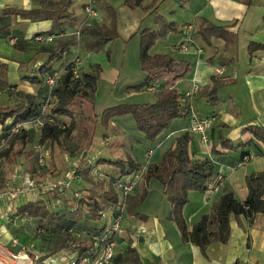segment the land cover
I'll use <instances>...</instances> for the list:
<instances>
[{"label":"crops","instance_id":"obj_1","mask_svg":"<svg viewBox=\"0 0 264 264\" xmlns=\"http://www.w3.org/2000/svg\"><path fill=\"white\" fill-rule=\"evenodd\" d=\"M76 1L73 0L74 4L69 8L75 21L64 29L73 30L84 21L82 8L80 7V13L76 11ZM121 1L124 4V0ZM150 2L151 0H145L142 8L126 11L134 17L138 14L133 28L128 26L121 30V27L117 28L116 23L118 37L107 43L105 47L97 51L85 50L83 47L82 49L80 46L77 47V42L63 53L65 55H62L60 60L52 62L48 61L49 54H39L37 50L41 46H53L55 43L39 45L34 41L35 35L57 33L52 21L32 23L17 17L11 22L9 34L4 35L0 32V62L7 65L6 84H0L2 86L0 109L16 105L20 94L30 95L37 104L41 102L45 96V89L41 84L32 85L23 79L39 76L34 72L42 66L51 69L63 68L78 54L80 57L89 58L82 64L81 72L89 73L96 67H100L101 70L94 99L92 101L81 99L84 103L80 101L81 104L77 106L78 113H82L80 108L88 105L90 112L81 118L83 121L87 120L86 124L90 122L89 119H92L94 125L96 124L95 127L93 125V128H96L93 129V134L91 132L85 142L83 139L86 130L77 127L78 115L76 116L73 111L75 129L70 137L60 139V145L67 150L65 151L67 154L61 152L56 144L53 145L54 143L39 144L42 120L27 121L20 123V133L14 138L12 152L0 163V187L13 176V182L18 184L25 177H20L25 173L17 171L21 167L27 171V177L44 185L60 178L69 179L68 175L72 167L77 164H89L90 167V175L83 176L77 173L68 188L62 187L46 192L42 196L26 194L14 202L5 200L0 202V244L14 253L21 252L17 264H69L81 251L65 249L49 254L48 250L54 244L59 229H50L45 222L18 213V209L23 205L38 202L57 213L61 217V224L68 227L69 231L73 230L76 237L89 242V248L85 251L90 258L89 264H97L102 257L103 243H97L91 237L100 235L104 229L111 226L115 207H105L100 213L99 220H91L87 215L89 212L84 201L92 197L100 203V198L95 195L100 191L99 182L105 183V186L110 188V182L124 179L120 178L119 171L115 167L104 164L102 160H124L127 157L138 162L141 168L134 173L138 179L136 187L140 188L135 187L133 193L126 198V205H129L134 197L139 199L144 194L136 212L146 216L147 219L140 221L129 216L125 209L119 230L112 236L114 257L110 264H264V216L258 214L251 224L243 216L231 217L228 242L225 245L210 244L205 258L193 244L182 243L176 226L167 221L170 205L166 202L160 185L154 181L148 185L142 182V175L147 165L158 163L163 153L174 147L177 137L183 133L189 134L188 119L192 114L211 118L212 128L208 132L206 143H201L198 137L189 134L191 141L188 144V155L192 160H210L214 171L206 192L189 194V200L183 208L187 228L190 230L201 216L208 215L212 206L225 193L231 192L240 202L246 199L245 178L252 173L264 171V144L245 131L249 126L264 130V50L248 52L250 43H264V19H262L264 0H250V5H247L245 0H184L182 7H179L185 15L181 25L173 20L175 18L168 16L175 15L174 9L178 5L174 0H158L154 7L148 9ZM168 3L171 7L166 9ZM104 4L110 6L111 3L109 0H104ZM163 6L164 9L162 8L161 11ZM37 7V0H0V11L6 8L30 11ZM73 8L75 11H72ZM153 10L156 11L152 14L153 17L149 16ZM165 12L169 13L164 15L163 19L169 24L167 28L160 27L157 23L159 16H163ZM147 19L149 21H146ZM183 25L192 27V43L187 53H174V46L181 39ZM210 26H228L233 38L232 44L226 45L221 39H211L209 45L205 44L198 31L200 27ZM162 28L164 31H161ZM142 29H150L158 34L149 55H167L175 61H182L187 65L188 73L174 81L172 74L164 71L150 75L141 72L139 39H135L133 43V46L136 45L135 52L128 49V45L130 40L138 38ZM83 35L79 40L84 37ZM6 37H15L19 40L16 45L11 46L6 42ZM120 39L125 41L124 49L117 45ZM198 50L201 51L200 54ZM117 53L120 54V58L118 56L116 58ZM129 69L135 70L134 75L124 76L123 72ZM217 69L222 70V73H217ZM215 75L221 79V86L217 91L219 101L212 106L208 104L207 93L211 87V79ZM102 77H106L107 80ZM148 77L154 78L161 89L172 86L182 97L193 83H197L198 93L185 102L190 110L189 115L186 118L173 120L170 126L152 142L144 139L129 117L111 121L107 129H100L101 135L98 136L100 123L97 122L96 116L104 108L124 102H154V94L139 91L143 85L137 90L131 87L141 85ZM135 81L140 82L130 84ZM117 89L120 92H116ZM98 98L103 102L104 98L108 100L97 106ZM73 99L71 97L66 108L70 112ZM109 102L111 104H106ZM57 118L62 120L60 122L63 126H68L70 123L67 117ZM7 123L10 124L11 121ZM3 134L0 126V137ZM102 137L107 143L102 152L98 153L97 159L84 158L86 150L92 149V143ZM220 139L228 141L233 146L244 145V147L225 148ZM149 149L153 150V154L146 159L145 152ZM38 151L45 157V169L38 165L37 157H42L37 155ZM247 153L251 158L241 163L242 155ZM81 155L83 159L79 158ZM79 168H82V165ZM97 171L102 174H97ZM97 183L99 185H96ZM212 184L218 186L217 191L211 188ZM106 191L108 189L99 193ZM4 212L8 214L9 220L1 219V214ZM37 228L42 229L43 233L35 236L33 231ZM129 247L135 249L137 255L135 259L134 256L127 255ZM34 256H38V260H34Z\"/></svg>","mask_w":264,"mask_h":264},{"label":"trees","instance_id":"obj_2","mask_svg":"<svg viewBox=\"0 0 264 264\" xmlns=\"http://www.w3.org/2000/svg\"><path fill=\"white\" fill-rule=\"evenodd\" d=\"M72 1L37 0L38 7L30 11H20L11 8L3 9L0 11V32L4 35L9 34L11 22L19 17L32 23L52 21L53 28L57 30L56 34H59L64 30L65 26H71L75 21L73 13L69 11ZM144 1L124 0V6L130 10H136L142 8ZM157 1L151 0L148 9L154 7ZM245 1L247 5L251 4L250 0ZM103 6L108 13L109 22L107 25L100 26L93 23V25L83 28V34L86 39L83 40L82 47L85 50L97 51L118 37L115 11L108 4ZM228 28V26L200 27L198 32L203 42L207 45H209L211 39H221L226 45H231L233 38ZM157 38L158 34L156 31L142 29L139 32L140 71L148 75L161 71L171 73L174 81L182 78L188 73V67L184 62L175 61L167 55H149V51L155 45ZM16 39L17 41L19 40L18 38ZM54 43L55 45L53 46H41L37 53L49 54V62L60 60L63 53L70 46L76 44L77 41L74 36H66L58 38ZM257 50H264V43H250L248 45L249 53ZM49 69L42 66L34 72V74L39 76L26 77L23 80L32 85L41 84L43 74ZM100 72V67H96L92 72L83 73L80 81H70L72 76L71 66L69 65L65 68L60 83L55 89L56 103L46 118H52L53 121L48 122L45 119L40 128V145L45 142H51L60 146L61 138L71 136L75 129V121L72 112L66 108L72 97V92L77 94L80 91L83 95L82 98L92 101L95 96ZM1 75H3L2 79ZM153 79L151 77L145 78L141 85L133 86L132 89L137 90L142 85L144 86L154 81ZM210 83L211 87L207 93V98L208 104L213 106L219 101L217 91L221 86V79L218 78V75H215ZM0 84H6V65L1 63ZM154 95L155 100L151 103L124 102L106 107L97 114V122L107 129L109 123L116 118L130 117L136 130L143 135L145 140L155 141L170 126L173 120L186 118L190 110L183 101L182 95L174 90L172 86L160 88ZM39 105L40 103L37 104L30 95L20 94L16 105L2 107L0 109V126L3 133H9L10 129L17 124L39 118ZM59 116L69 118V125H61L56 119ZM9 120L11 121L10 124L7 123ZM245 131L264 144V130L249 126ZM19 133L20 131L10 138L8 147L0 153V159L11 154L14 138ZM220 140L225 148L238 149L244 147V145L233 146L224 139ZM190 141L191 137L187 133L177 137L174 141V147L167 149L158 163L147 165L142 175V182L148 185V183L154 181L160 185L162 194L170 205L167 221L172 222L176 226L182 243L193 244L199 249L201 255L207 258L206 250L210 244L219 243L225 245L228 242L231 217L239 218L243 216L251 224L258 214L264 216V171L252 173L245 178L247 196L243 202L238 201L231 192L223 194L212 206L210 213L201 216L200 220L189 230L183 217V208L189 200L190 193H204L207 191L214 171L210 160L190 159L188 155V144ZM246 156H249V154L242 155L241 163ZM102 162L115 167L119 171L120 178L137 173L141 168L138 162L133 161L129 157L124 160H102ZM89 172L88 169L85 175L87 176ZM143 196L144 194L139 199L134 197L132 202L126 205L127 199L120 200L119 195L112 187L111 190L101 194L102 205L92 197L87 198L84 202L88 208V217L91 220H99L100 213L105 207H115L121 201L122 204H125V209L129 216L144 221L147 219L146 216L136 212L137 207L143 200ZM18 213L30 219L43 221L50 229H59L58 235L54 238V244L48 250L49 254H55L65 249L81 250L82 253L88 250L89 242L76 237L73 234V230L69 231L68 227L63 226L60 222L61 217L49 210L43 203H28L20 207ZM127 255L134 256V259L137 256L135 249L130 247L127 249Z\"/></svg>","mask_w":264,"mask_h":264},{"label":"built area","instance_id":"obj_3","mask_svg":"<svg viewBox=\"0 0 264 264\" xmlns=\"http://www.w3.org/2000/svg\"><path fill=\"white\" fill-rule=\"evenodd\" d=\"M99 16V10H97V7L93 5L92 2H88L87 5L84 8V21L83 23L77 27L75 30H67L64 29L59 34H48V35H42L38 34L34 36V40L39 45H46L50 43H54L58 38L60 37H66V36H74L77 38L76 40H79V38L82 35V30L86 26H91L93 23H96L98 21ZM192 27L189 25H183L181 27V39L178 41L173 49L174 53H187L190 49L192 39ZM6 42L13 46L16 42V38H6ZM199 54L201 53L200 50L197 51ZM65 55V54H63ZM84 63V59L81 58L78 54H76V57L72 62L70 63L71 70H72V76L70 78V81H80L82 78L81 74V66ZM69 66V65H68ZM66 67L58 68V69H49L45 71L42 77V83L41 86L45 89V96L40 102L39 109H40V117L37 118L38 120H42V124L45 122V119L47 118V115H49L50 110L56 103L55 98V89L60 83L61 76L64 73ZM217 73L221 74L222 70L217 69ZM160 90L158 82L157 81H151L148 84L144 85L142 88L139 89L140 92L143 93H151L155 94ZM199 91V85L197 83H193L192 86L188 91H186L183 95L184 102L188 101L193 95L197 94ZM48 122H52V118L46 119ZM189 127L188 132L191 135H194L198 137L201 143L208 142V132L212 128V119L209 117H202L197 115H190L189 116ZM21 125L17 124L13 126L9 133L3 134L0 137V153L6 149L9 145L10 138L18 133L20 130ZM147 157L150 158L153 154V150L149 149L147 151ZM251 156H246L243 158L242 163L247 162ZM38 165L41 167L43 165V157H39L38 159ZM76 168L70 171L69 179H63L60 178L56 180L53 183L50 184H42L40 182H35L33 179H30L27 177L26 174L21 175L25 176L21 181L16 185H10L9 182H4V186L0 187V202L5 200L9 202H14L16 199H18L21 196H24L26 194H33L37 196H42L46 192H50L59 188H68L70 181L74 180L76 178ZM138 179L135 174H131L127 177H124L123 180H119L113 183V189L117 192V194L120 197V200L126 199L129 197L136 185H137ZM211 188L215 191H217L218 186L212 184ZM125 213V207L124 204L121 203V201L118 203L117 206H115V210L112 213V224L109 228L104 229V231L100 235H93L91 239L97 243H103V253L102 257L99 259L97 264H110L113 257H114V243L112 240L113 234L119 230V226L122 220V216ZM1 219L9 220L8 214L4 212L1 214ZM43 233L42 229H35L33 231V234L39 235ZM88 252H81L79 253V256L72 260L69 264H89L90 258L87 254ZM20 253H14L13 251L9 250L7 247L0 244V264H17V260L20 256ZM34 260H38V256H34Z\"/></svg>","mask_w":264,"mask_h":264},{"label":"rangeland","instance_id":"obj_4","mask_svg":"<svg viewBox=\"0 0 264 264\" xmlns=\"http://www.w3.org/2000/svg\"><path fill=\"white\" fill-rule=\"evenodd\" d=\"M110 1V6L113 8V10L115 11V20H116V23H117V28H118V26L119 27H121V30H122V28H124V29H126V28H128V26H130V27H132L133 28V26H134V23H135V18H137L138 17V14L134 17V16H132V15H130V14H127L126 13V11H130V9H128L127 7H125L124 6V4L123 3H121L122 1L121 0H109ZM147 1H149V0H147ZM176 3H177V7L174 9V11H175V15H172V16H170V15H168L169 17H173V18H175V19H173L178 25H181L184 21V19H185V15H184V12H183V10L181 9V8H179V7H182L181 5H182V3H183V1L182 0H174ZM88 2H92L93 3V5L95 6V7H97V10L99 9V18H98V21L96 22V25L97 26H100V25H104L105 23H108V21H109V17H108V13H107V11L105 10V8L103 7V4H104V0H77L76 2H75V8H76V11H77V13L79 12L80 13V11H81V8H82V12H83V16H84V8H85V6L87 5V3ZM72 4H74V2L72 1ZM165 6V5H164ZM164 6L163 7H161V11H162V8L164 9ZM81 7V8H80ZM168 7H171V4H167L166 6H165V8L167 9ZM72 11H75V9L73 8L72 9ZM156 11L155 10H153L150 14H149V16H152V14L153 13H155ZM177 12V13H176ZM163 14V13H162ZM167 14H169V13H164L163 14V16H159V18H158V20H157V23L158 24H160V27H162V26H164L165 28H167L168 27V25L169 24H167V22L166 21H164L163 19H164V15L166 16ZM153 17V16H152ZM151 17V18H152ZM85 18V17H84ZM146 21H149V19H147ZM147 23V22H146ZM175 23V24H176ZM174 25V24H173ZM130 27H129V29H130ZM76 29V28H75ZM74 29V30H75ZM161 31H164L163 30V28H162V30ZM82 35H83V31H82ZM84 36V35H83ZM77 39V38H76ZM84 39H86V36H84L82 39H80L79 41H77L78 42V45H76L77 47L78 46H80V48L82 49V42H83V40ZM135 39L136 40H138V38L137 37H135L134 39H132V40H130V43H129V45H128V49H130V50H133V52H135L136 51V45H134L133 46V43L135 42ZM35 41V40H34ZM118 46H121L122 47V49H124V47H125V41L124 40H119L118 41V44H117ZM104 47H105V45H104ZM87 55V53H85V56ZM117 56L120 58V54L119 53H117L116 54V58H117ZM81 57H83V56H81ZM88 57V56H87ZM83 59H84V62H87V60L89 59V58H85V57H83ZM72 62V60L70 61V63ZM1 63V62H0ZM70 63L69 64H67L65 67H67L68 65H70ZM1 64H4V63H1ZM6 65V64H5ZM82 67V66H81ZM6 71H7V65H6ZM135 72V70H133V69H129V70H127V71H124L123 72V74H124V76H129V77H131V75L133 74ZM81 73H83V72H81ZM129 74V75H128ZM109 75V74H108ZM134 75V74H133ZM42 77V76H41ZM133 77H135V76H133ZM132 77V78H133ZM3 78V75H1V79ZM102 79H106V77H102ZM107 80V79H106ZM136 82H140V81H135L134 83L133 82H130V84H136ZM129 84V85H130ZM138 84V83H137ZM136 86V85H135ZM0 87H2V86H0ZM131 87H133V86H131ZM127 88V87H126ZM125 88V89H126ZM116 92H120L119 91V89H117V91ZM118 95V94H117ZM82 92H80V91H78L77 92V94L76 95H72V98H74L73 100H74V102H73V104L71 105V112L73 111V113L77 116V123H78V126L77 127H79V129H81V128H83V129H85L86 130V132H84L86 135L84 136V139H83V142H85L87 139H88V135H90V133L92 132V134H93V129L95 130L96 128H93V125H94V122L92 121V119H89L90 120V122L89 123H87L86 124V122H87V120H84L83 121V119L81 118V116L83 117V116H85L86 115V113L88 114L90 111H89V108H87V106H84L83 108H80V109H82V113H78V108H77V106L78 105H80L81 103H80V101L82 102V100H84L85 101V99L84 98H82ZM116 96V95H115ZM82 99V100H81ZM108 99H106L105 100V98H104V102H106ZM104 102H103V100L102 99H100V98H98V103H97V106H99L100 104H104ZM84 102H82V104H83ZM106 104H111L110 102L109 103H106ZM105 104V105H106ZM104 105V106H105ZM80 117V118H79ZM57 119V121L59 122V123H61L60 121H62V120H60V119H58V118H56ZM129 119H130V117H129ZM9 124V123H8ZM96 125V124H95ZM95 125H94V127H95ZM102 125L100 124V126H98V131H97V135L99 136V135H101V130H102V128L103 127H101ZM101 129V130H100ZM24 140V139H23ZM105 143H107L106 141H105V139H103V137L100 139V140H96V141H94L93 143H92V145H91V148L92 149H87L86 150V154L84 155V158L86 157H89V158H94V159H97V155H98V153H100V152H102V150L106 147V144ZM53 144V143H52ZM56 144V146L57 147H59L60 148V150H61V152H64L65 153V151H67L66 149H64V148H62L61 147V145L59 146V144H57V143H54L53 145H55ZM94 149V150H93ZM147 151L148 150H146V152H145V158L147 159ZM65 154H67V153H65ZM37 155H41L42 157H44L41 153H40V151H38V154ZM9 157V156H8ZM8 157H5V158H2V159H7ZM82 157V155L79 157V158H81ZM2 159H0V163H2ZM39 159V156L37 157V160ZM44 159H45V157L43 158V165H42V167L44 168L45 167V163H44ZM81 159H83V158H81ZM100 160V159H99ZM99 160H96L97 162L99 161ZM79 161H80V159H79ZM82 161V160H81ZM96 164V163H95ZM82 165V168H79V166H81ZM42 167H40V168H42ZM22 168V169H21ZM21 168H18L17 169V171H19V172H23V173H25V174H27V171L23 168V167H21ZM76 168V173H80V174H82L83 176L85 175V173H86V171L88 170V169H90V167H89V164H77V166H73L72 167V169L74 170ZM45 169V168H44ZM70 170H71V168H70ZM48 171V170H47ZM90 171V170H89ZM48 173H49V171H48ZM90 173V172H89ZM52 174V173H51ZM97 174H100V171H97ZM102 174V173H101ZM100 174V175H101ZM90 175V174H89ZM57 176H59V175H57ZM97 176V175H96ZM97 178H99V177H97ZM13 180H14V176H13V178L10 180H8V182L10 183V185H16V183L15 182H13ZM6 182V181H5ZM100 183V187H99V189H100V191H102V190H106V189H108V190H111L112 189V187H113V184L110 182V184H111V186H110V188L108 187V186H105L106 184L105 183H103V182H99ZM141 183V182H140ZM4 184V183H3ZM2 184V186H4ZM96 185H99L98 183L96 184ZM138 187V186H137ZM136 187V189H138V188H140V187H138L137 188ZM98 189V190H99ZM135 190V189H134ZM100 191H98L95 195L97 196V198L99 199V201H100V203H103V200H102V198H101V193H99ZM88 215V214H87ZM85 217H86V215H84Z\"/></svg>","mask_w":264,"mask_h":264},{"label":"water","instance_id":"obj_5","mask_svg":"<svg viewBox=\"0 0 264 264\" xmlns=\"http://www.w3.org/2000/svg\"><path fill=\"white\" fill-rule=\"evenodd\" d=\"M72 95H75V92H72Z\"/></svg>","mask_w":264,"mask_h":264}]
</instances>
